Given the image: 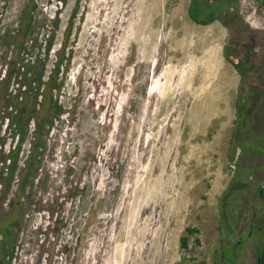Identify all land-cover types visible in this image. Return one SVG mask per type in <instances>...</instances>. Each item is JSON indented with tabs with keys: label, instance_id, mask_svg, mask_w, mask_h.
Returning <instances> with one entry per match:
<instances>
[{
	"label": "rangeland",
	"instance_id": "374dc122",
	"mask_svg": "<svg viewBox=\"0 0 264 264\" xmlns=\"http://www.w3.org/2000/svg\"><path fill=\"white\" fill-rule=\"evenodd\" d=\"M189 5L0 0V228L15 219L10 203L21 180L19 172L7 188L5 159L17 138L5 118L11 111L6 99L19 89L11 71L25 12L34 21L24 38L26 46L37 40L33 56L45 55L54 36L46 77L63 44L71 56L59 75L64 88L55 94L64 115L48 138V191L29 189L34 196L22 199L26 209L18 218L22 230L12 264H221L216 256L223 247L237 264H258L257 235L235 247L252 233L257 201L240 217L235 238L219 230V198L235 169L229 140L240 76L225 58L227 29L219 22L195 24ZM234 9L248 43L261 41L264 11L254 0H240ZM81 111L97 113L100 121H88L102 141L90 162L95 146L83 150L77 137ZM31 139L22 147L21 166ZM260 176L264 185V170ZM189 227L200 233L183 251L180 239Z\"/></svg>",
	"mask_w": 264,
	"mask_h": 264
},
{
	"label": "trees",
	"instance_id": "16d2710c",
	"mask_svg": "<svg viewBox=\"0 0 264 264\" xmlns=\"http://www.w3.org/2000/svg\"><path fill=\"white\" fill-rule=\"evenodd\" d=\"M239 1L190 0L188 14L197 25L210 26L219 22L227 29L225 58L240 76L235 101L236 119L229 140V157L231 162H235V169L227 189L219 198V230L227 240L235 238L240 217L246 218L250 213V206L257 201L260 209L251 216L252 235L240 238V244L237 245V242L235 247L240 248L246 240L257 235L258 264H264V190L261 191L264 185L260 184V172L264 170V34L261 41H255L252 45L248 43L249 32L235 16L234 8ZM254 1L258 11L263 12L264 0ZM33 25L31 11L27 10L19 29L17 56L14 71H11V75L16 74L14 76L19 78V89L6 99L7 110L11 109L7 115L9 127L13 138H17L15 149L10 150L5 159L7 188L13 189L19 172L21 180L17 182L16 198L10 203V207L15 208V219L0 228V264H12L15 257L22 230L18 218L26 209L22 199L25 197V200H30L34 196L28 194L29 189L33 192L37 187L42 192L48 191L49 174L45 172L47 179L43 178L48 138L56 119L63 111L55 94L63 90L65 83L60 80L59 75L62 68L67 70L71 62V56H66L65 53L67 45L63 44L53 70L46 77L54 36L48 40L45 55L39 53L33 56L37 40L35 45L27 46L24 40L31 34ZM67 36L69 37V33ZM32 123L33 130L30 129ZM30 134L32 139L29 155L21 166L20 153ZM101 205L99 202L94 208ZM262 213L263 216L259 217ZM199 233L196 228H187L186 235L180 239L181 250L189 251L191 238ZM216 259L221 264H237L225 247L217 254Z\"/></svg>",
	"mask_w": 264,
	"mask_h": 264
},
{
	"label": "flooded vegetation",
	"instance_id": "af4514ba",
	"mask_svg": "<svg viewBox=\"0 0 264 264\" xmlns=\"http://www.w3.org/2000/svg\"><path fill=\"white\" fill-rule=\"evenodd\" d=\"M62 107V106H61ZM62 109H63V107H62ZM82 113L80 114L81 116V119H80V121H78V123H77V126H76V130H77V137H79V136H82V143H83V146L82 147H84L83 148V150H88L89 148H88V146H92V145H94L95 146V144H98V142L100 141L99 139H100V135H98L97 133H95L93 130H89V124H88V121L94 116V122L93 123H90V124H92V125H98L99 126V120L97 119V117H98V114L96 113V115H94V114H90V112L89 111H81ZM8 114V113H7ZM64 115V111H62V113L58 116V119L60 120L61 118H62V116ZM5 119H7L8 120V122H9V119L6 117ZM58 119H56V122H57V120ZM95 121H97V122H95ZM33 127H32V130H33V128H34V125H33V123L31 124ZM30 125V126H31ZM10 129V127H9V125L7 126V129ZM51 134V133H50ZM50 136V135H49ZM102 141H100V143H101ZM91 148V147H90ZM91 155H90V160H89V162L92 160V161H94L95 159H97V157H98V154H99V152H98V146H95V148H91ZM86 158L84 159V156L82 155V160H83V162H85L86 161V159H87V156H85ZM81 162V161H80ZM109 166V168H111V162H109V163H107ZM72 168V167H71ZM74 169H72V171H73ZM108 208H111V203L109 204V206H108ZM252 232V231H251Z\"/></svg>",
	"mask_w": 264,
	"mask_h": 264
},
{
	"label": "water",
	"instance_id": "95a60500",
	"mask_svg": "<svg viewBox=\"0 0 264 264\" xmlns=\"http://www.w3.org/2000/svg\"><path fill=\"white\" fill-rule=\"evenodd\" d=\"M263 190H264V187H262L261 191L263 192ZM239 244H240V241L237 243V245H239Z\"/></svg>",
	"mask_w": 264,
	"mask_h": 264
}]
</instances>
